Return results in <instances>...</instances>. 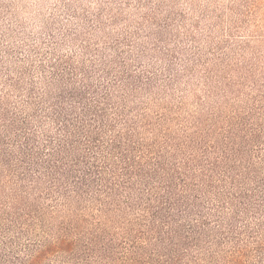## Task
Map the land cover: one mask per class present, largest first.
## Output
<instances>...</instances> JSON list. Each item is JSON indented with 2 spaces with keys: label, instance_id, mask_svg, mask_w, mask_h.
Listing matches in <instances>:
<instances>
[{
  "label": "rangeland",
  "instance_id": "obj_1",
  "mask_svg": "<svg viewBox=\"0 0 264 264\" xmlns=\"http://www.w3.org/2000/svg\"><path fill=\"white\" fill-rule=\"evenodd\" d=\"M259 3L0 0V91L15 104L31 81L42 87L55 61L69 70L88 71L94 63L101 71L106 65L121 74H149L152 88L141 89L128 106L143 129L144 147L178 146L190 154L243 143L264 177V163L259 162L264 155V10ZM114 63H125L126 69ZM5 71L12 79L23 74L20 93L10 88ZM6 174L0 169V224L9 212L4 205H12L16 197L13 179ZM29 211L21 220L24 232L13 228L10 233L20 247L37 248L63 237L76 242L72 253L57 251L44 264H128L122 245L140 239L143 231L130 222L132 216L114 220L91 203H53L43 196ZM256 212L244 213L237 233L226 236L222 245L195 249L178 264H264V210ZM101 220L106 235H95ZM140 237L144 244L147 240ZM107 245L113 249L103 251ZM162 245L152 239L137 264H177Z\"/></svg>",
  "mask_w": 264,
  "mask_h": 264
},
{
  "label": "trees",
  "instance_id": "obj_2",
  "mask_svg": "<svg viewBox=\"0 0 264 264\" xmlns=\"http://www.w3.org/2000/svg\"><path fill=\"white\" fill-rule=\"evenodd\" d=\"M51 65L42 87L31 81L15 104L0 91V169L10 174L5 178L13 179L16 190L12 205H4L9 212L0 224V264H44L57 251L72 253L76 242L68 237L22 248L10 236L13 230L24 232L21 220L43 196L53 203H91L102 216L121 222L132 216L130 222L143 230L139 238L147 241L122 245L128 264L145 257L152 239L178 264L195 249L222 245L237 233L244 213L264 210L263 172L246 144L190 154L178 146L157 151L143 146V129L128 106L141 89L152 88L149 74H121L106 65L101 71L94 63L88 71L66 69L61 61ZM114 65L126 69L125 63ZM5 72L10 88L20 93L23 74L12 79ZM102 225L101 220L95 235H106Z\"/></svg>",
  "mask_w": 264,
  "mask_h": 264
},
{
  "label": "clouds",
  "instance_id": "obj_3",
  "mask_svg": "<svg viewBox=\"0 0 264 264\" xmlns=\"http://www.w3.org/2000/svg\"><path fill=\"white\" fill-rule=\"evenodd\" d=\"M258 7H259L260 9L264 10V0H260V3H259V5H258ZM69 211H70V209L67 210V212H69ZM13 238H15V236H13Z\"/></svg>",
  "mask_w": 264,
  "mask_h": 264
}]
</instances>
